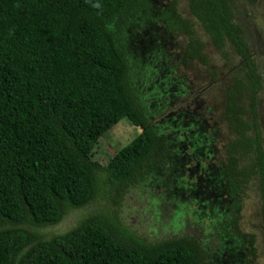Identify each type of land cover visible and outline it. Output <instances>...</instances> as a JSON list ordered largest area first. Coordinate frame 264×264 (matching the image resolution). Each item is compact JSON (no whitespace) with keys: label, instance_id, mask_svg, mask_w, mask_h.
I'll return each instance as SVG.
<instances>
[{"label":"trees","instance_id":"16d2710c","mask_svg":"<svg viewBox=\"0 0 264 264\" xmlns=\"http://www.w3.org/2000/svg\"><path fill=\"white\" fill-rule=\"evenodd\" d=\"M176 1L0 0V264H251L254 235L238 222L248 181L264 188L262 77L245 26L253 0H185L189 16ZM207 44L230 68L240 57L220 79L232 133L221 150L212 107L182 106L213 82L187 87L169 60L207 66ZM123 120L141 129L134 154L124 167L110 155L101 163L103 136ZM132 185L159 187L151 202L174 209L173 231L184 217L208 222L217 245L178 234L148 241L109 212L63 234L41 231Z\"/></svg>","mask_w":264,"mask_h":264},{"label":"rangeland","instance_id":"374dc122","mask_svg":"<svg viewBox=\"0 0 264 264\" xmlns=\"http://www.w3.org/2000/svg\"><path fill=\"white\" fill-rule=\"evenodd\" d=\"M172 1L158 0V3L161 6L162 2L170 3ZM247 6L249 9L246 14L247 18L245 17V26L249 42L248 46L251 50V57L258 65L259 73L262 77V86L256 97H260L259 118L261 121L260 127L264 134V0H253L252 4ZM176 7L184 15H187L184 0H177ZM151 37L154 39L155 35L152 34ZM151 37H149L150 41H152ZM198 37L202 42H208L207 37L200 30L198 31ZM173 40L174 38L171 41L169 40V42ZM184 41V38L180 37L174 43L184 45ZM204 50L207 52V55L209 54L207 66L198 60L179 63L174 56L170 57L169 60L175 70L173 76H183L187 81V87H191L192 85L197 90V88L207 85L211 81L213 82L206 92H203V94L201 92L198 93L199 100L197 104L193 101V98H190L189 100H185L182 106H185L184 110L187 111L200 109L204 114H206V108L209 105L212 107L210 113H208V123L212 125L216 122L217 127L220 129L218 135L220 141L216 145L221 150L227 140L232 137V133L227 128L226 122H222L221 119L223 112L220 103L222 101L221 97H224V92L226 91L227 81H220V79L222 77L228 78L233 74V71L236 72L238 70L240 57L237 54L231 55L229 63L233 64V66L230 68L223 63L219 53L209 44L206 45ZM175 51L173 49V52ZM211 68L216 71L214 79L211 78ZM185 97H191V95ZM140 132V127L133 126L127 120L118 123L103 136L100 148L103 150L102 154L104 155L99 157V161L105 163L108 160L107 155H110L116 158L112 164H116L119 167L126 166L128 159L134 154L132 146L137 140V134ZM160 194L159 187L154 186L142 190L132 185L123 191L118 201L114 202L104 193L92 204L79 210L70 211L59 224L44 228L41 231L46 236L63 234L71 230L79 221L87 216L109 212L111 217H117L120 220L127 231L135 233L148 241H155L166 238L171 234H178L193 237L201 236L202 241H207L210 246L217 245V242L211 233H209V229H207L209 227L207 225L209 224L208 222H199L198 219L184 217V224L177 228L176 231H173L169 219L174 214V209L169 205L157 206L151 202L152 196L158 199ZM238 223L243 232L254 235L255 254L251 258V264H264V188L262 189L260 181L256 177L251 178L247 183Z\"/></svg>","mask_w":264,"mask_h":264},{"label":"flooded vegetation","instance_id":"af4514ba","mask_svg":"<svg viewBox=\"0 0 264 264\" xmlns=\"http://www.w3.org/2000/svg\"><path fill=\"white\" fill-rule=\"evenodd\" d=\"M184 1H185V0H184ZM162 3H164V2H162ZM161 7H162V6H161ZM178 11H179L180 14H183L182 16H187V15H188V14H187V15H184V13L181 12L180 9H178ZM188 16H189V15H188ZM167 40H168L167 37H164L163 42H168Z\"/></svg>","mask_w":264,"mask_h":264}]
</instances>
